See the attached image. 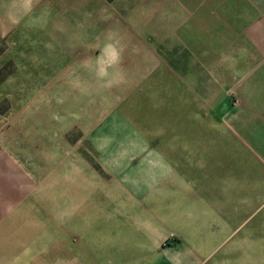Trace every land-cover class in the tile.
Instances as JSON below:
<instances>
[{
  "label": "crops",
  "instance_id": "crops-1",
  "mask_svg": "<svg viewBox=\"0 0 264 264\" xmlns=\"http://www.w3.org/2000/svg\"><path fill=\"white\" fill-rule=\"evenodd\" d=\"M216 3L3 0L5 20L47 36L67 66L94 70L108 111L90 130L108 133L95 146L113 202L66 204L62 236L3 220L0 264H233L225 248L264 204V140L231 139L229 125H216L214 93L201 109L191 88L196 107L183 106L185 67L214 46ZM78 160L69 181L82 180Z\"/></svg>",
  "mask_w": 264,
  "mask_h": 264
},
{
  "label": "rangeland",
  "instance_id": "rangeland-1",
  "mask_svg": "<svg viewBox=\"0 0 264 264\" xmlns=\"http://www.w3.org/2000/svg\"><path fill=\"white\" fill-rule=\"evenodd\" d=\"M216 1L214 46L195 53L193 70L185 67L192 83L185 80L183 106L196 107L191 88L201 109L214 93L216 125H229L231 139L264 140V0ZM31 31L5 20L0 0V234L9 220L25 235L62 236L66 204L113 202L95 146L108 133L90 130L108 111L106 93L92 90L93 69L67 66L64 52L49 51V38ZM79 157L85 173L69 181L67 166ZM261 210L225 248L233 257L226 262L264 264Z\"/></svg>",
  "mask_w": 264,
  "mask_h": 264
}]
</instances>
